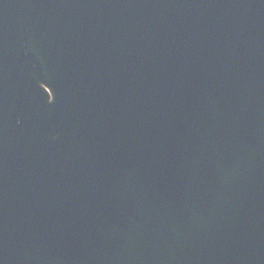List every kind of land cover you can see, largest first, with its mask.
<instances>
[{
    "label": "water",
    "instance_id": "95a60500",
    "mask_svg": "<svg viewBox=\"0 0 264 264\" xmlns=\"http://www.w3.org/2000/svg\"><path fill=\"white\" fill-rule=\"evenodd\" d=\"M0 264H264V0H0Z\"/></svg>",
    "mask_w": 264,
    "mask_h": 264
}]
</instances>
